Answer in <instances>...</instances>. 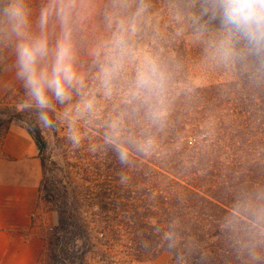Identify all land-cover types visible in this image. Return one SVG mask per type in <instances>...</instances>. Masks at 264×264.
<instances>
[{"label":"trees","instance_id":"16d2710c","mask_svg":"<svg viewBox=\"0 0 264 264\" xmlns=\"http://www.w3.org/2000/svg\"><path fill=\"white\" fill-rule=\"evenodd\" d=\"M163 1L103 0L97 35L86 39L100 48L89 76L111 67L115 35L131 55L110 90L94 88L114 103L83 118L79 141L54 105L44 126L35 104L0 103V139L13 126L26 129L41 163V201L57 214L45 239L49 264H85L88 254L128 264L164 253L173 264H264V53L235 58L233 80L197 86L187 27L165 19ZM184 2L175 13L190 32L220 31L204 0ZM154 13L163 20L141 21ZM146 57L164 74L151 93L135 83Z\"/></svg>","mask_w":264,"mask_h":264},{"label":"rangeland","instance_id":"374dc122","mask_svg":"<svg viewBox=\"0 0 264 264\" xmlns=\"http://www.w3.org/2000/svg\"><path fill=\"white\" fill-rule=\"evenodd\" d=\"M167 1H163L162 5ZM179 2L185 3L184 0H170L169 3H166L170 4L171 10L167 12L165 19L174 21L177 19L187 27L185 38L191 53L190 66L194 83L197 86H207L213 83L235 79V58L228 62H224L212 54V45L219 39L221 35L220 31L205 33L190 32L187 17L183 14L175 13L176 5ZM5 3L6 0H0V6H4ZM102 3L103 0H59L58 2V6L64 7L67 11V27L71 31L74 68L80 80V84L69 90V98L63 103L57 101L53 97L51 99V104L54 105L56 117L61 120L64 127H68L66 134L72 132L73 138L76 141H79L82 137L79 131H77L76 126L79 125L84 128V123H82L83 118L93 110L94 115L103 114L106 108H110L114 103L109 93L103 92L102 97H99L96 90H94V88L102 86L104 83L103 74H97L91 79L87 71L88 61L95 59L100 51L98 45L94 43L87 44L86 39L93 38L97 35L95 28L101 16ZM27 5L30 9V24L28 31L31 35H40V14L50 5V0H27ZM160 9L164 10L162 6H160ZM156 13H159V10ZM155 17L158 18V15L155 13L150 14L148 18L145 16L141 21L150 23ZM161 20L163 19L158 18V22ZM63 30L64 24L55 12H53L49 17L47 25L43 29V34L47 37L49 43V55L41 63L43 68L51 67L54 60L55 46L57 41L61 38ZM16 44L17 38L10 34L7 24L0 21V103H7L11 106H17L19 109H23L35 103L29 97L23 81L16 75ZM107 51L113 52L112 49H108ZM89 83L94 84L93 91L91 93H86L83 86H89ZM86 102H91V108L85 106ZM113 111L115 110L113 109ZM6 133L7 131L3 134ZM40 211L44 218H42L41 224L39 225V233L46 239L50 234V230L56 226L58 218L57 214L50 210V206L43 201H41ZM38 264H49L47 253L41 257ZM85 264L106 263L101 262L97 257H94L93 254H88ZM128 264H173V259L170 254L164 253L155 260L129 262Z\"/></svg>","mask_w":264,"mask_h":264},{"label":"clouds","instance_id":"9594fccd","mask_svg":"<svg viewBox=\"0 0 264 264\" xmlns=\"http://www.w3.org/2000/svg\"><path fill=\"white\" fill-rule=\"evenodd\" d=\"M59 0H50L39 18L40 35H31L30 9L27 0H6L0 6V21L7 24L8 31L17 38L16 75L24 83L29 97L39 111V120L44 126H50L47 109L52 107L51 99L63 103L69 98V90L80 84L74 68V53L71 42V31L67 27V11L58 6ZM204 11L218 21L220 37L212 45V54L224 62L247 54L264 53V0H204ZM143 8L138 10V13ZM55 14L64 24L61 38L57 41L54 60L50 68H43L42 61L49 55V43L43 34L50 15ZM243 49H238V44ZM113 47L116 55L111 67L103 70V82L110 90V80L131 49L123 35H115ZM164 74L158 64L146 57L136 76V87L146 92H153L163 87ZM85 106L91 108V102Z\"/></svg>","mask_w":264,"mask_h":264},{"label":"crops","instance_id":"0c3cea01","mask_svg":"<svg viewBox=\"0 0 264 264\" xmlns=\"http://www.w3.org/2000/svg\"><path fill=\"white\" fill-rule=\"evenodd\" d=\"M42 168L32 137L12 127L0 139V264H38Z\"/></svg>","mask_w":264,"mask_h":264}]
</instances>
